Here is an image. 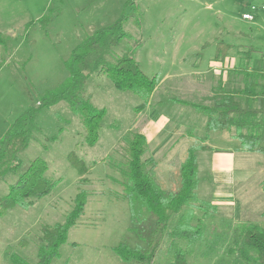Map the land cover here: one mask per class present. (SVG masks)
Segmentation results:
<instances>
[{
  "label": "rangeland",
  "instance_id": "1",
  "mask_svg": "<svg viewBox=\"0 0 264 264\" xmlns=\"http://www.w3.org/2000/svg\"><path fill=\"white\" fill-rule=\"evenodd\" d=\"M243 14L253 20H243ZM122 15L140 18L141 27L126 21L127 37L115 47H96L86 63L88 77L79 96L106 112L96 144L88 147L79 118L65 102L49 109L40 103L46 92L68 77L64 62L73 48ZM43 17L45 22L39 23ZM221 42L233 47L227 67L261 68L264 0H0V139L20 116L35 111L26 126L27 146L17 154L22 165L17 173L0 179V197L36 158L46 161V177L56 183L33 206L15 207L0 218V264H11V255L35 264L41 229L63 222L82 190L87 193L84 213L52 264H140L118 258L113 248L120 243L148 251L150 258L143 264H172L175 245L183 248L186 264H233L236 253L230 250L241 227L264 228V154L238 152L234 142L216 143L222 150L234 151L235 179L215 183L211 154L198 148L208 145L209 135L216 131L205 134L206 117L184 104L212 105L220 68L209 66V61L215 59ZM137 45L135 60L143 73L159 76L148 105L140 112L134 111L139 98L117 91L100 72L102 65L114 63ZM224 76L228 92L243 101L236 76L227 71ZM136 133L146 138L142 158L165 195L178 188L180 165L187 149L195 147L197 198L211 204L216 194L224 196L214 211L205 207V216L191 207L195 213L190 223L200 219L202 228L194 245L168 236L174 226L161 232L145 209L130 208L123 175L127 142ZM223 134L237 133L230 129ZM72 151L88 167L83 176L67 161Z\"/></svg>",
  "mask_w": 264,
  "mask_h": 264
},
{
  "label": "trees",
  "instance_id": "2",
  "mask_svg": "<svg viewBox=\"0 0 264 264\" xmlns=\"http://www.w3.org/2000/svg\"><path fill=\"white\" fill-rule=\"evenodd\" d=\"M124 5H130V3ZM138 16L141 17L142 14L139 12ZM45 20L43 17L37 21L43 23ZM126 21L133 22L138 28L141 27L140 18H134V15L128 17L122 15L112 25L96 30L73 48L69 58L64 62L68 77L60 86L46 92L40 103V107L49 109L65 102L79 118L83 127V139L88 147L96 144L106 112L104 109L93 106L83 96H79L80 89L88 77L86 63L96 47L104 44L108 47H115L127 37L123 30ZM139 47L140 45L135 46L133 50L122 54L114 63L104 64L100 68L101 74L111 81L117 91L130 92L139 98L140 103L135 107V112L146 108L159 77L158 75L148 77L143 73L135 60V53ZM232 48V45L224 42L217 43L214 60L224 61ZM251 51L252 49H249L246 54L249 56ZM229 72L241 73L246 80L241 92L243 101L236 100L233 94L225 93L223 87L219 86L213 92L211 106L184 104L193 107L195 111L206 117L205 134L212 131L223 132L235 129L241 150L249 153H264L262 147L264 144V110L251 106L252 100L264 98V91L257 92L258 84H253L250 79L254 75L258 77L262 75L260 71L243 67L232 68ZM34 114V110L27 111L2 135L0 139V179L8 174L17 173L20 169L22 163L17 154L27 146L29 130L26 126ZM258 116L262 118L255 120ZM146 146V138L140 133L134 134L127 142V169L123 175V185L130 208L132 210L135 207L145 209L155 226L163 233L168 231L169 227L174 226L170 228V232H167L168 236L177 241H186L187 245L192 246L202 236V228L199 224L200 219H196L197 224L190 223L195 213L191 207L196 206V209L204 212V216L207 214L205 207L215 210V206L199 200L195 193L198 168L196 151L210 149L206 145L198 149L195 147L187 149L179 168V186L174 192L165 195L146 170V163L142 158ZM67 161L79 176H83L88 171L84 160L73 151L67 155ZM47 170L48 165L41 158H36L29 163L9 186L8 193L0 197V218L15 207L27 209L52 192L56 183L46 177ZM262 190L264 192V182ZM86 204V191H79L63 222L44 226L41 229V245L37 251L35 264H52L59 258L60 248L67 242L69 230L83 215ZM113 252L126 263L134 261L143 264L151 255L146 250L130 247L126 243H120L114 247ZM230 252L236 253L233 264H264V228L249 224L242 226L234 241V249L232 248ZM10 261L11 264H29L15 255H11ZM172 261V264H186L182 247L175 245Z\"/></svg>",
  "mask_w": 264,
  "mask_h": 264
},
{
  "label": "crops",
  "instance_id": "3",
  "mask_svg": "<svg viewBox=\"0 0 264 264\" xmlns=\"http://www.w3.org/2000/svg\"><path fill=\"white\" fill-rule=\"evenodd\" d=\"M227 59L228 58L226 57L224 61H215L214 59L209 61V66L220 68L218 75H217L219 77V79L217 81V83H218L217 88L219 86L223 87V90L225 93H229V92L227 90V87H228L227 79L228 78H225L226 75L224 76V73H226V71L229 72L232 68H235L234 66L227 67V63H228ZM262 61H263L262 62L263 66L261 68L243 67V68H247L248 70L260 71L262 77H258L257 75H254L253 77L250 78L251 82L253 84H255V83L258 84V88L256 89L257 92L264 91V58L262 59ZM195 69H198V68H195ZM229 73L233 76H236L237 83H239L238 88L240 87L239 90L242 92V89H243L244 84L246 82L244 76L241 73H237V74H234L231 72H229ZM211 95H213V93ZM238 96H239V94H238ZM213 97L214 96H212V101H213ZM241 100H242V98H241ZM251 106L254 108H257V109L264 110V98L252 100ZM223 135H224L223 132H220V133L214 132L212 135H209L208 138H211V140H210V143L208 145L206 144V146L209 147L210 150L204 151V152H208L211 154L210 159H209V164L211 166L210 171L215 176L213 181L215 183H219V184L220 183H224V184L234 183V179H235V178H233L234 151L230 150V147H229V149L223 148L224 150H222V148H218L216 143L225 142V143L230 145L234 142L235 144H237L236 148H234V149H236L238 152H240V151L245 152V151L241 150L239 141L236 139V135H230V136H226V135L223 136ZM229 142H232V143H229ZM212 144H215V145H212ZM259 154H264V153H259ZM250 177L251 176H248V178H250ZM248 181L245 180V182H243V183H247ZM223 197H224L223 195L216 194V196L211 199V205L219 206V204H221L220 202H222L221 200L224 199Z\"/></svg>",
  "mask_w": 264,
  "mask_h": 264
},
{
  "label": "built area",
  "instance_id": "4",
  "mask_svg": "<svg viewBox=\"0 0 264 264\" xmlns=\"http://www.w3.org/2000/svg\"><path fill=\"white\" fill-rule=\"evenodd\" d=\"M242 19L246 21H252L253 17L250 14H243Z\"/></svg>",
  "mask_w": 264,
  "mask_h": 264
}]
</instances>
